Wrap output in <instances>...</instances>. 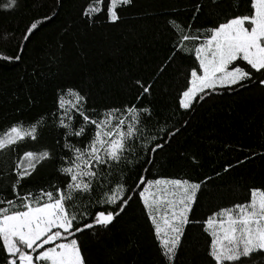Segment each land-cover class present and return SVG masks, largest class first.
I'll return each instance as SVG.
<instances>
[{"label":"trees","instance_id":"trees-1","mask_svg":"<svg viewBox=\"0 0 264 264\" xmlns=\"http://www.w3.org/2000/svg\"><path fill=\"white\" fill-rule=\"evenodd\" d=\"M84 2L17 0L12 9L0 7V129L13 122H23L27 127L42 116L39 142L28 141L21 148L47 147L58 157L62 153L56 142L63 144V130L53 113L61 87H75L87 96L92 108L103 113L134 101L139 91L137 80L152 84L151 95L142 97L143 105L152 109L143 136L134 142L131 154L126 153L127 162L114 166L102 186L94 185L92 200L85 197L83 204H92L91 211L97 210L100 205L95 201L116 183L123 184L132 199L110 230L87 231L82 240L89 264H158L150 222L139 201L138 177L194 181L212 177L198 194L192 220H201L218 207L244 202L249 186H264V156L259 155L264 152V88L249 85L247 89L215 94L185 112L177 107L175 98L178 85L184 82L182 71L190 63L184 58L186 54L181 53L162 75L159 68L172 55L165 21H191L193 0H134L115 25L103 19L85 24L80 14ZM3 3L6 0H0V5ZM208 20L205 12L194 23L209 26ZM32 23H37L38 30L29 40L22 39ZM15 55L22 58H2ZM161 128L180 131L162 151L146 153L141 145L151 137L161 138V142L169 139ZM84 143L87 140L77 146ZM251 151L257 155L237 164ZM145 159L152 163H144ZM15 161V151L0 152V188L7 185L9 166ZM228 164L233 167L223 172ZM60 166L58 158L45 162L29 187L38 191L47 188L49 182L57 184ZM217 172L221 175L216 176ZM205 240L198 224L187 225L176 264H205ZM253 259L254 264H264V256Z\"/></svg>","mask_w":264,"mask_h":264},{"label":"snow or ice","instance_id":"snow-or-ice-1","mask_svg":"<svg viewBox=\"0 0 264 264\" xmlns=\"http://www.w3.org/2000/svg\"><path fill=\"white\" fill-rule=\"evenodd\" d=\"M133 3L85 0L80 14L85 24L103 19L115 25ZM16 5L17 0H6L0 7L7 10ZM205 12L209 26H198L194 21ZM190 16L191 21H165L171 34L172 55L159 68L162 75L181 53L190 61L182 71L184 82L178 85L175 98L179 109L190 112L206 98L247 89L249 85L264 88V0H193ZM34 30H38L37 23L26 28L22 39L29 40ZM2 58L18 61L22 57ZM136 85L139 91L134 101L103 113L92 108L87 96L75 87H61L54 103L57 111L53 113L63 130V144L56 142L62 153L58 157L47 147L21 148L28 141L39 142L42 116L27 127L23 122H13L0 129V152L16 153V161L9 166L8 183L0 188V264H89L82 237L87 231L110 230L132 199L124 185L116 183L95 201L100 205L97 210L91 211L92 204H83L85 197L92 200L94 185L102 186L114 166L127 162L126 153L131 154L134 142L143 136L146 122L152 119V109L143 105L142 97L151 95L153 85L139 80ZM160 130L169 139L161 142V138L151 137L141 145L146 153L162 151L180 131ZM73 138H80L77 143H87L77 146ZM255 155L251 151L237 164ZM259 155L264 156V152ZM57 158L61 162L56 170L58 183L49 182L47 188L33 191L29 183L39 167ZM144 163L152 161L145 159ZM232 167L226 165L223 172ZM211 179L138 177L139 201L150 222L158 264H176L190 223L198 224L206 234L205 264H254V257L264 256V186H249L244 202L218 207L205 218L192 220L198 194Z\"/></svg>","mask_w":264,"mask_h":264}]
</instances>
